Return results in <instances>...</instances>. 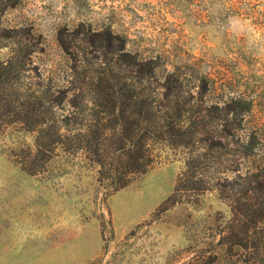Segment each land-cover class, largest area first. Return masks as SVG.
I'll return each instance as SVG.
<instances>
[{"label": "rangeland", "instance_id": "rangeland-1", "mask_svg": "<svg viewBox=\"0 0 264 264\" xmlns=\"http://www.w3.org/2000/svg\"><path fill=\"white\" fill-rule=\"evenodd\" d=\"M254 125L264 0H0V264H264Z\"/></svg>", "mask_w": 264, "mask_h": 264}, {"label": "trees", "instance_id": "trees-1", "mask_svg": "<svg viewBox=\"0 0 264 264\" xmlns=\"http://www.w3.org/2000/svg\"><path fill=\"white\" fill-rule=\"evenodd\" d=\"M233 103L235 105L234 109L232 110V112L235 115L240 114V112H250L251 108H252V103L251 102H246L243 98H237L235 100H233ZM262 129L256 125L251 127V138L250 140L247 142V144L244 146L245 148V154L247 155H254L257 156V147L262 148L263 144L261 143L263 141V134H261ZM260 145V146H258ZM259 168H261V170L264 169V157L261 158V160L259 161L258 166ZM254 176H259V174L254 175ZM263 176V175H261ZM257 179V178H255Z\"/></svg>", "mask_w": 264, "mask_h": 264}]
</instances>
